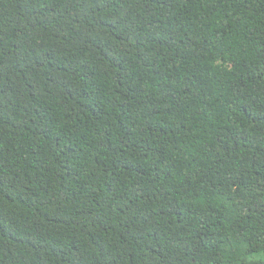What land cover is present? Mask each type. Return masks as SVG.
Masks as SVG:
<instances>
[{"label":"trees","instance_id":"trees-1","mask_svg":"<svg viewBox=\"0 0 264 264\" xmlns=\"http://www.w3.org/2000/svg\"><path fill=\"white\" fill-rule=\"evenodd\" d=\"M0 264H264V0H0Z\"/></svg>","mask_w":264,"mask_h":264}]
</instances>
